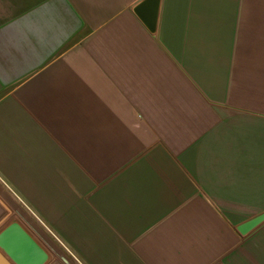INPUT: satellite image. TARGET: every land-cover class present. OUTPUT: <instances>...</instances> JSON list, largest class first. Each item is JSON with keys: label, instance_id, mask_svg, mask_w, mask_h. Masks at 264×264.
<instances>
[{"label": "crops", "instance_id": "obj_1", "mask_svg": "<svg viewBox=\"0 0 264 264\" xmlns=\"http://www.w3.org/2000/svg\"><path fill=\"white\" fill-rule=\"evenodd\" d=\"M0 0V231L47 264H264V0Z\"/></svg>", "mask_w": 264, "mask_h": 264}, {"label": "water", "instance_id": "obj_2", "mask_svg": "<svg viewBox=\"0 0 264 264\" xmlns=\"http://www.w3.org/2000/svg\"><path fill=\"white\" fill-rule=\"evenodd\" d=\"M158 0H148L137 13L142 20L153 28L156 21ZM264 224V214L241 225L238 230L248 235ZM49 251L18 220L8 223L0 231V264H47Z\"/></svg>", "mask_w": 264, "mask_h": 264}, {"label": "rangeland", "instance_id": "obj_3", "mask_svg": "<svg viewBox=\"0 0 264 264\" xmlns=\"http://www.w3.org/2000/svg\"><path fill=\"white\" fill-rule=\"evenodd\" d=\"M18 205L21 206V208L18 212H15L13 214V216L10 218V222L14 220L20 221L29 231L38 236V238H40L45 243L50 244L47 238H45L43 235H40V230L35 227L34 223L39 226V223L35 216L31 212H29V210H27L26 207L23 206L20 202Z\"/></svg>", "mask_w": 264, "mask_h": 264}]
</instances>
